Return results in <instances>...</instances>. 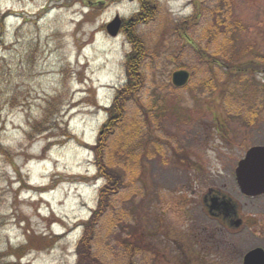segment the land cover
<instances>
[{
  "label": "rangeland",
  "instance_id": "obj_1",
  "mask_svg": "<svg viewBox=\"0 0 264 264\" xmlns=\"http://www.w3.org/2000/svg\"><path fill=\"white\" fill-rule=\"evenodd\" d=\"M150 2L154 20L137 28L149 51L146 83L127 112L141 128L135 143L142 144V158L135 171L118 165L127 186L99 227L96 250L112 264L134 243L143 247L136 264H242L247 252L264 249V197L246 200L235 179L248 150L264 145V73L248 75L259 98L251 103L258 116L248 125L237 115L251 111L238 112L232 97L239 77L206 87L209 73L198 58L214 18L205 9H218L219 0H198L201 18L182 37L173 25L195 14L194 0ZM139 9L133 0H0L3 264H76L83 227L73 231L75 223L90 219L103 186L94 180L89 146L108 119L99 106H111L125 84L131 51L128 28L113 38L106 25L116 15L128 21ZM223 12L242 29L236 51L249 47L264 60V0H235ZM252 60L242 55L238 66ZM261 61L255 65L264 68ZM183 66L191 82L175 89L172 74ZM47 101L54 109L50 130L29 138ZM209 189L238 206L242 228L209 214Z\"/></svg>",
  "mask_w": 264,
  "mask_h": 264
},
{
  "label": "trees",
  "instance_id": "obj_2",
  "mask_svg": "<svg viewBox=\"0 0 264 264\" xmlns=\"http://www.w3.org/2000/svg\"><path fill=\"white\" fill-rule=\"evenodd\" d=\"M137 1L140 4V11L130 20L125 21V28H128L125 34L131 45V51L127 54L125 61L127 80L122 87L117 89L111 106L105 109L108 119L101 127L96 144L91 146L97 169L94 180L101 179L103 186L98 193L96 209L93 210L89 220L81 223L83 233L77 244L76 264H112L101 259L96 250L99 242V227L113 210L114 199L127 186L125 175L118 169V165L121 164L129 171L130 167H133L131 171H135L137 168L139 169L138 165H140L142 158V153H139L138 150V147L142 146V144L138 141L135 143L136 139L143 137L141 128L136 122H132L131 118L127 117V112L129 103L140 95L146 83L142 68L149 51L137 28L139 24H147L154 20L153 14L156 6L150 5L152 4L150 0ZM193 3L195 14L173 25L174 33L179 34L181 37L189 35L194 25H197L201 18L202 9L199 8L198 0H194ZM234 3L235 0H219L218 9L217 7L212 10L210 8L205 9L206 14H214V18L203 31L207 43L205 49L198 51V58L206 65L209 73L206 87L212 86L220 80H224L225 83H231L230 80L239 77L232 90V97L237 98L238 107L236 110L238 112L251 111L250 113L246 111L245 116L237 115L250 125L254 118L258 116V113H256L258 109L255 111L254 108L256 106H253L259 104V98L257 95H253V86L251 85L253 78L248 75L252 76V74L260 71L264 73V68H261L260 65H255L256 62L261 61L258 55L259 52L256 51L255 53L249 47L245 50L236 51L238 36L242 29L239 25L234 24L232 15L229 12H223L224 8L229 10ZM212 51L214 52L212 53ZM242 51L244 52L241 54ZM242 55H251L253 57L251 62L244 64L245 68L243 69L238 66V60L241 59ZM261 62L264 65V60ZM183 68L185 66L179 67V69ZM213 88L216 89V86H213ZM251 103L254 105L252 106ZM46 104L47 108L42 120L31 123L32 133L29 138L49 132L48 121L53 116L54 109L50 110L52 105L50 102L48 103L47 101ZM115 136L117 137L114 141L113 138ZM49 240L51 238L47 239L48 242ZM142 251L143 247L138 243L125 245L119 264H136V259ZM19 252L20 259L26 256L27 251L25 249ZM3 263L2 258L0 259V264ZM20 263L15 262V264Z\"/></svg>",
  "mask_w": 264,
  "mask_h": 264
},
{
  "label": "water",
  "instance_id": "obj_3",
  "mask_svg": "<svg viewBox=\"0 0 264 264\" xmlns=\"http://www.w3.org/2000/svg\"><path fill=\"white\" fill-rule=\"evenodd\" d=\"M122 26V19L117 16L106 27L111 37H117ZM191 73L178 70L172 74V85L176 89L188 86ZM236 181L240 191L249 197L264 195V146L251 148L236 168ZM243 264H264V249L256 248L249 251L243 258Z\"/></svg>",
  "mask_w": 264,
  "mask_h": 264
},
{
  "label": "flooded vegetation",
  "instance_id": "obj_4",
  "mask_svg": "<svg viewBox=\"0 0 264 264\" xmlns=\"http://www.w3.org/2000/svg\"><path fill=\"white\" fill-rule=\"evenodd\" d=\"M122 29H126L124 23ZM261 197L264 196L255 198L244 196L246 200H254ZM204 202L209 214L213 217H222L224 215L225 221L229 224L230 228H242L246 224L244 220L237 217L238 206L232 200L228 199L226 195L214 191V189H209L207 194H205Z\"/></svg>",
  "mask_w": 264,
  "mask_h": 264
}]
</instances>
